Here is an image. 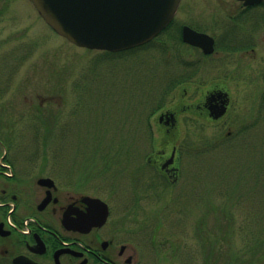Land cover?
I'll return each mask as SVG.
<instances>
[{
    "label": "rangeland",
    "instance_id": "374dc122",
    "mask_svg": "<svg viewBox=\"0 0 264 264\" xmlns=\"http://www.w3.org/2000/svg\"><path fill=\"white\" fill-rule=\"evenodd\" d=\"M232 4L181 0L174 25L188 23L189 16L235 12ZM4 18L8 20H0L1 124L16 121L19 140L33 143L34 156L44 155V141H49V156H60L57 147L65 143V156L78 157L81 168L77 165L75 171L87 178L99 169L95 146L110 148L119 161L113 171L131 172L119 152L128 141L137 145L151 140L141 134L140 115L146 112V125L157 121L149 104L168 72L177 75L175 62L189 60V48L167 38V33L134 51L107 54L79 47L48 26L29 0H11ZM182 86L188 85L171 91L165 102H186ZM240 113L237 118L244 128L231 137L226 136L227 128L194 116L202 130L194 132L184 180L175 187L182 188L177 206L159 215L157 203L147 199L136 211L143 226L161 220L156 239L166 243L163 252L172 245L170 252L176 254L165 264H187L188 255L189 264H264V112H255L253 118L250 112ZM179 117L180 128L167 137L174 143L189 138L186 112ZM158 131L157 141L165 133L164 128ZM150 230L142 232L148 237Z\"/></svg>",
    "mask_w": 264,
    "mask_h": 264
},
{
    "label": "flooded vegetation",
    "instance_id": "af4514ba",
    "mask_svg": "<svg viewBox=\"0 0 264 264\" xmlns=\"http://www.w3.org/2000/svg\"><path fill=\"white\" fill-rule=\"evenodd\" d=\"M232 1L235 12L189 16L188 23L176 27L174 17L163 32L189 48V60L175 62L177 75L169 71L159 84L157 98L149 104L157 121L146 125V112L140 115L141 134L151 140L128 141L117 149L131 172L113 171L119 161L110 148L95 146L100 165L87 178L75 171L77 165L81 168L78 157L65 156V143L57 147L60 156L48 155L49 141L42 142L44 155L34 156L33 143L19 140L16 121H0V264H16L15 259L17 264H165L176 258L172 245L163 252L166 243L156 239L161 220L144 226L138 221L141 202H156L159 215L177 206L182 188L175 187L184 180L194 132L202 130L194 116L227 128L231 137L244 128L240 112H250L252 118L264 112V0ZM10 5L11 0H0V20H8ZM185 24L204 36L184 42ZM181 84L188 85L182 86L186 102H165ZM181 112L188 117L189 138L174 143L167 137L180 128ZM159 128L165 133L157 141ZM149 228L147 237L142 229Z\"/></svg>",
    "mask_w": 264,
    "mask_h": 264
},
{
    "label": "water",
    "instance_id": "95a60500",
    "mask_svg": "<svg viewBox=\"0 0 264 264\" xmlns=\"http://www.w3.org/2000/svg\"><path fill=\"white\" fill-rule=\"evenodd\" d=\"M30 1L45 22L71 43L118 51L153 39L171 21L181 0ZM259 1L244 0L245 4ZM201 36L187 25L182 28L187 43H196Z\"/></svg>",
    "mask_w": 264,
    "mask_h": 264
},
{
    "label": "trees",
    "instance_id": "16d2710c",
    "mask_svg": "<svg viewBox=\"0 0 264 264\" xmlns=\"http://www.w3.org/2000/svg\"><path fill=\"white\" fill-rule=\"evenodd\" d=\"M152 42H153V41H150V42H148V43L142 45V47H147V46H149ZM137 48H139V47H137ZM151 96H152V94H151ZM155 100H156V99L154 98L153 101H155ZM151 103H152V102H151Z\"/></svg>",
    "mask_w": 264,
    "mask_h": 264
}]
</instances>
